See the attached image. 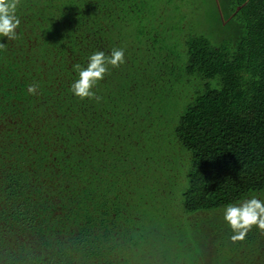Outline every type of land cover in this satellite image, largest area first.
<instances>
[{
    "label": "trees",
    "instance_id": "obj_1",
    "mask_svg": "<svg viewBox=\"0 0 264 264\" xmlns=\"http://www.w3.org/2000/svg\"><path fill=\"white\" fill-rule=\"evenodd\" d=\"M180 2L20 0L0 37V264H264V231L232 243L215 216L264 201V0H216V38L165 19ZM113 49L101 99L75 97L76 65Z\"/></svg>",
    "mask_w": 264,
    "mask_h": 264
},
{
    "label": "clouds",
    "instance_id": "obj_2",
    "mask_svg": "<svg viewBox=\"0 0 264 264\" xmlns=\"http://www.w3.org/2000/svg\"><path fill=\"white\" fill-rule=\"evenodd\" d=\"M19 3L20 0H0V37L16 39V29L20 25L16 15ZM5 47V43H0V49ZM124 62L123 49H113L108 56L103 51L95 52L89 57L86 67L76 65L78 79L71 84L70 91L81 100L88 98L99 101L101 98L95 95L92 88L104 78L109 70L108 66L119 67ZM37 89L38 85L32 84L27 91L29 94H36ZM223 218L233 232L230 241H243L253 226L264 231V201L253 197L239 205H228Z\"/></svg>",
    "mask_w": 264,
    "mask_h": 264
},
{
    "label": "rangeland",
    "instance_id": "obj_3",
    "mask_svg": "<svg viewBox=\"0 0 264 264\" xmlns=\"http://www.w3.org/2000/svg\"><path fill=\"white\" fill-rule=\"evenodd\" d=\"M176 1L180 2L182 0ZM179 4L183 5L185 10L184 13H182V11L178 13L175 10L170 13L164 12L166 15L165 19L168 21L175 19L177 20L180 17L179 15L182 16L186 13V18L184 21L186 28L209 35L211 37H217L216 31H218V4L216 0H183V2H180ZM167 149H169V147ZM225 209L226 208L221 209V212L215 214V216L223 218ZM224 224L227 227V223L224 222Z\"/></svg>",
    "mask_w": 264,
    "mask_h": 264
}]
</instances>
